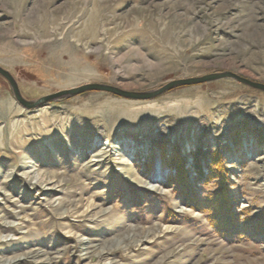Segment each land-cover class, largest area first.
<instances>
[{
	"label": "rangeland",
	"instance_id": "obj_1",
	"mask_svg": "<svg viewBox=\"0 0 264 264\" xmlns=\"http://www.w3.org/2000/svg\"><path fill=\"white\" fill-rule=\"evenodd\" d=\"M0 67L27 100L264 83V0H0ZM0 264H264V92L28 110L0 76Z\"/></svg>",
	"mask_w": 264,
	"mask_h": 264
},
{
	"label": "water",
	"instance_id": "obj_2",
	"mask_svg": "<svg viewBox=\"0 0 264 264\" xmlns=\"http://www.w3.org/2000/svg\"><path fill=\"white\" fill-rule=\"evenodd\" d=\"M0 76L7 81L15 101L20 104L24 109L28 110L39 108L43 105L59 100L61 98L74 97L88 91L106 92L114 96L129 100H152L177 87L202 84L224 78L233 79L250 88L264 92V83L250 80L230 71H222L208 73L202 76L170 80L169 82L153 90L132 91L103 83H87L74 88H69L57 91L55 93L47 94L36 100H27L21 95L18 85L13 76L2 67H0Z\"/></svg>",
	"mask_w": 264,
	"mask_h": 264
},
{
	"label": "trees",
	"instance_id": "obj_3",
	"mask_svg": "<svg viewBox=\"0 0 264 264\" xmlns=\"http://www.w3.org/2000/svg\"><path fill=\"white\" fill-rule=\"evenodd\" d=\"M85 93V92H84Z\"/></svg>",
	"mask_w": 264,
	"mask_h": 264
}]
</instances>
